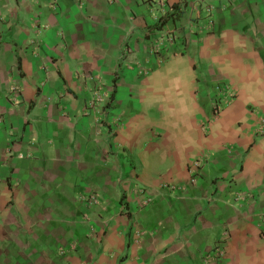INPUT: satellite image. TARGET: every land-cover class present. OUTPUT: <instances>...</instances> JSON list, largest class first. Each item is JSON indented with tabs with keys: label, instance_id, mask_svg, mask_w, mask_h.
<instances>
[{
	"label": "crops",
	"instance_id": "1",
	"mask_svg": "<svg viewBox=\"0 0 264 264\" xmlns=\"http://www.w3.org/2000/svg\"><path fill=\"white\" fill-rule=\"evenodd\" d=\"M261 131L264 0H0V264H264Z\"/></svg>",
	"mask_w": 264,
	"mask_h": 264
},
{
	"label": "built area",
	"instance_id": "2",
	"mask_svg": "<svg viewBox=\"0 0 264 264\" xmlns=\"http://www.w3.org/2000/svg\"><path fill=\"white\" fill-rule=\"evenodd\" d=\"M173 40H170V41L172 42ZM216 91L218 95H221L224 92L223 86L216 87ZM261 132L263 133L264 131H261ZM192 168H193V172L199 170L201 168V161L200 160L195 161L192 164ZM83 201H85L88 204V206L89 205L93 206L99 203V196L97 194H89L87 196H83Z\"/></svg>",
	"mask_w": 264,
	"mask_h": 264
},
{
	"label": "trees",
	"instance_id": "3",
	"mask_svg": "<svg viewBox=\"0 0 264 264\" xmlns=\"http://www.w3.org/2000/svg\"><path fill=\"white\" fill-rule=\"evenodd\" d=\"M180 6L174 5L173 6V13L169 14L166 18H162L161 19V24L160 27H162L163 25L167 24L171 19H173L174 17H178V10H179Z\"/></svg>",
	"mask_w": 264,
	"mask_h": 264
},
{
	"label": "rangeland",
	"instance_id": "4",
	"mask_svg": "<svg viewBox=\"0 0 264 264\" xmlns=\"http://www.w3.org/2000/svg\"><path fill=\"white\" fill-rule=\"evenodd\" d=\"M90 193H86V195H89Z\"/></svg>",
	"mask_w": 264,
	"mask_h": 264
}]
</instances>
